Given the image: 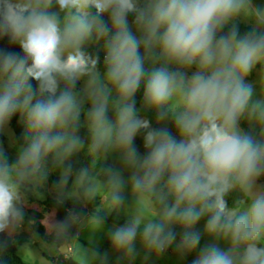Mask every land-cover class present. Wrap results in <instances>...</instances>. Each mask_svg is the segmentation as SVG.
Listing matches in <instances>:
<instances>
[{"label":"clouds","instance_id":"1","mask_svg":"<svg viewBox=\"0 0 264 264\" xmlns=\"http://www.w3.org/2000/svg\"><path fill=\"white\" fill-rule=\"evenodd\" d=\"M0 41V135L23 126L14 159L0 145V234L23 228L28 194L58 170L56 204L74 205L53 222L58 252L130 191L149 213L108 229L118 260L139 243L145 261L173 249L196 253L188 264H264V2L0 0ZM85 149L90 166L75 169ZM109 157L119 167L101 180L92 169ZM102 190L106 209L85 218L76 206Z\"/></svg>","mask_w":264,"mask_h":264},{"label":"rangeland","instance_id":"2","mask_svg":"<svg viewBox=\"0 0 264 264\" xmlns=\"http://www.w3.org/2000/svg\"><path fill=\"white\" fill-rule=\"evenodd\" d=\"M257 2H264V0H257ZM102 59V54H101ZM260 76H259V67L253 72V74L249 77V81L253 83L256 89V97L261 98L260 96ZM81 87V85L79 86ZM142 93L137 94V101L139 106V100ZM22 125V124H21ZM11 133H15L14 129L10 124V132L0 135V145H2L8 152L10 158L14 159L15 152H14V144L12 145V136ZM12 145V146H11ZM137 145L140 147V150L143 152L142 140L138 137L137 138ZM86 151V149H85ZM82 152V153H85ZM91 158V157H90ZM92 159V158H91ZM98 159V158H97ZM85 159L83 155L79 154L73 157L74 165L80 163L84 164ZM105 163L110 166L119 167L118 162L113 158L109 157ZM100 166V165H99ZM96 163L95 170H98L102 167H99ZM127 173L125 176L127 177ZM99 176V173L98 175ZM59 178V171L54 170L49 178L48 181L43 185L42 188L38 189L40 195H35L34 193H30L33 200L39 207H44L43 202L51 197H57V181ZM100 178V176H99ZM101 179V178H100ZM103 180V179H101ZM71 183V182H70ZM56 188V189H54ZM58 189V190H57ZM106 194V190H102L98 193L95 201L93 203L87 204V206L81 207L77 205L76 207L80 209L85 218L89 215L93 209L97 206L101 207L102 209H106L107 203L103 201V196ZM126 202L124 207L118 210L117 213L114 212L112 215H109L105 221L104 227L102 230L93 231L86 222L82 226L76 227V231L73 235V239L68 240V251L64 253H60L57 251L55 247H53V243H49L44 241L38 233H35L32 230V226L30 227L25 220V225L23 228L13 231L9 236L13 240L14 244L17 246L18 255L28 264H57L53 260H49L50 258H57L60 255L70 256L72 257L78 264H81L83 261L84 264H101V258L104 257V254L107 253V260L106 264H188V262L193 259L196 253L190 254L185 261H182L179 256L173 251V249H169L167 253L160 257H156L154 255L150 256L147 261L144 260V250L143 248L137 244L138 255L135 260L130 261L126 259L118 260V256L120 254L113 252L110 248L108 239H107V232L108 229L111 228L113 223L123 224L130 216L135 214L137 208L141 211H144L146 214L149 213V206L145 202L143 205H137L136 203V194L131 193L130 191H126ZM30 203L27 196V202L25 207H29ZM74 207L73 202L68 200V209ZM46 213L45 224L46 227V234H54L52 231V225L55 219L52 217L50 218V214ZM203 221L198 225L199 228H203ZM179 231V230H178ZM79 233L76 236V233ZM207 238H202L201 244L205 243ZM108 243V245H107ZM78 249L84 251H77ZM86 251V255H85ZM93 253H99V257H94ZM48 256V258L46 257Z\"/></svg>","mask_w":264,"mask_h":264},{"label":"trees","instance_id":"3","mask_svg":"<svg viewBox=\"0 0 264 264\" xmlns=\"http://www.w3.org/2000/svg\"><path fill=\"white\" fill-rule=\"evenodd\" d=\"M105 20H107V16H105ZM241 30L246 31L249 29L247 25H242ZM0 48H9V46L7 45L6 41H0ZM9 50L19 51L18 48H15V49L10 48ZM79 86L80 84H78V88ZM11 126L14 129L15 136L18 138L22 133L23 126L20 123H18L17 120L15 119L12 121ZM80 134L82 137H84L87 140L86 130L82 129ZM81 155H83L85 162L83 165L80 163L74 165L75 169L90 166L91 158L87 154V151H85V153H81ZM97 164L98 166L100 165L99 167H102V168L98 170L92 169L93 174L98 175L99 173L100 178L104 179L101 170L109 166L105 163V161H103V158H98ZM58 192L59 190L57 191V194ZM28 200H29L30 206L25 207V211H26L25 220L26 221H28L29 219L33 220L34 224L32 225V230L35 233H38L44 241L49 242V243H54V234H46V227L44 226L45 224L44 220L46 218L45 212H48L47 214H50L49 215L50 218L53 217L55 221L62 220L67 215L66 210L68 209V201H66L63 206H58L56 204V197L55 198L49 197L43 202L44 207H39L36 204V202L33 200L30 193L28 194ZM229 203L231 204V199L229 200ZM75 231H76V228L72 230V235H74ZM0 240L9 241L8 249L4 251L3 253H0V264H28L18 255L17 246L14 244L13 240L11 239L8 233L0 234ZM46 257L48 258L47 255ZM49 260H53L57 264H78L72 257L64 256V255H60L57 258H50Z\"/></svg>","mask_w":264,"mask_h":264},{"label":"water","instance_id":"4","mask_svg":"<svg viewBox=\"0 0 264 264\" xmlns=\"http://www.w3.org/2000/svg\"><path fill=\"white\" fill-rule=\"evenodd\" d=\"M67 252V251H66ZM60 253H64V252H60Z\"/></svg>","mask_w":264,"mask_h":264}]
</instances>
